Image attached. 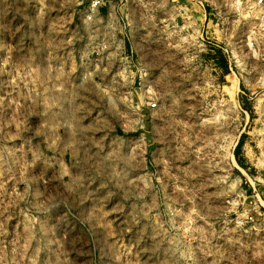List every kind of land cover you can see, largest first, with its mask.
Returning a JSON list of instances; mask_svg holds the SVG:
<instances>
[{
  "label": "clouds",
  "instance_id": "obj_1",
  "mask_svg": "<svg viewBox=\"0 0 264 264\" xmlns=\"http://www.w3.org/2000/svg\"><path fill=\"white\" fill-rule=\"evenodd\" d=\"M0 264H264V0H0Z\"/></svg>",
  "mask_w": 264,
  "mask_h": 264
},
{
  "label": "rangeland",
  "instance_id": "obj_2",
  "mask_svg": "<svg viewBox=\"0 0 264 264\" xmlns=\"http://www.w3.org/2000/svg\"><path fill=\"white\" fill-rule=\"evenodd\" d=\"M218 63H223V61H218Z\"/></svg>",
  "mask_w": 264,
  "mask_h": 264
}]
</instances>
